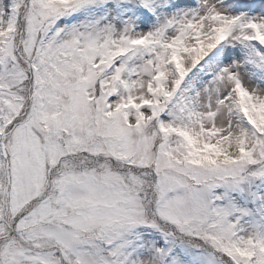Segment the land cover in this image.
<instances>
[{"label":"snow or ice","instance_id":"1","mask_svg":"<svg viewBox=\"0 0 264 264\" xmlns=\"http://www.w3.org/2000/svg\"><path fill=\"white\" fill-rule=\"evenodd\" d=\"M0 264H264V0H0Z\"/></svg>","mask_w":264,"mask_h":264}]
</instances>
